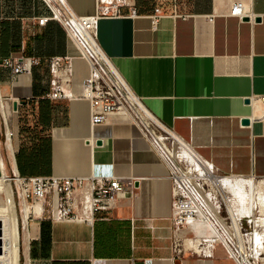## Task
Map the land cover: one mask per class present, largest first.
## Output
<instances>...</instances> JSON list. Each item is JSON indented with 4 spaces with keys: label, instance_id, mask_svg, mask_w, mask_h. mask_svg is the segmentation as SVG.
I'll return each mask as SVG.
<instances>
[{
    "label": "crops",
    "instance_id": "crops-1",
    "mask_svg": "<svg viewBox=\"0 0 264 264\" xmlns=\"http://www.w3.org/2000/svg\"><path fill=\"white\" fill-rule=\"evenodd\" d=\"M65 2L78 16L94 14L95 0ZM131 2L133 11L98 17L94 30L133 92L218 176L264 177V110L243 103L264 95V0H178L175 12L172 0ZM236 2L256 17L230 15ZM156 7L162 15L153 21ZM48 14L42 0H0V59L17 53L38 60L14 78L0 66V171L114 176L130 191L112 209L92 211L81 189L80 220L51 219L46 209L20 219L25 264H234L216 243L174 256L169 166L135 123L117 114L90 123L77 87L87 66L58 22L37 25ZM65 55L75 61L72 94L50 100L48 61ZM181 232L192 237L195 227Z\"/></svg>",
    "mask_w": 264,
    "mask_h": 264
},
{
    "label": "built area",
    "instance_id": "built-area-1",
    "mask_svg": "<svg viewBox=\"0 0 264 264\" xmlns=\"http://www.w3.org/2000/svg\"><path fill=\"white\" fill-rule=\"evenodd\" d=\"M178 0H172L173 11H176ZM48 9V15L36 17V23L44 26L47 21L54 20L64 29L67 39L76 49L78 55L82 57L90 67V77L84 81V91L79 94L89 102V120L91 124L105 121L107 115L122 111L120 115L124 120L135 123L141 135L149 144L158 151L155 145L158 138V128L148 119L141 116L139 105L130 98V94L135 95L137 100L145 106L143 100L138 97L122 76L112 73L108 66L100 59V52H104L99 46L94 30V23L101 16H118L122 14L123 7L131 8V0H95V11L92 16L75 17L67 3L63 0H42ZM228 13L238 18L248 16L250 20L256 15L248 12L241 2H236L229 7ZM162 15V9H154L156 20ZM88 32L86 38L80 29ZM105 53V52H104ZM108 57V56H107ZM73 56H52L48 64L51 74L50 90L46 97L50 100L63 99L67 96L66 91L71 94L72 77L74 71ZM38 63L34 57H23L17 53H11L0 59V66L8 70L9 76L14 78L19 74L29 72L31 67ZM67 74L65 79L63 75ZM65 88H64V87ZM250 101L258 100L264 107V95L260 97H251ZM19 104V100H15ZM143 118V119H141ZM159 153V152H158ZM160 157L163 159L161 154ZM167 164V162L163 159ZM168 165V164H167ZM170 168V167H169ZM10 182L16 189L18 202L20 201L19 192L28 203V215L32 217L34 204L40 203V215L46 209L51 219L56 220H80L84 217L76 211L77 193L83 188L88 191L83 193L87 206L93 211L97 209H112L119 197L125 192L130 191L121 180L114 176H55V175H31L24 176L14 168L8 174ZM172 179V195L174 197L172 204L171 222H172V251L175 257L182 255L184 252H200L196 246L203 243L221 244L234 264H256L250 257L247 246L244 243L243 233L240 239L235 236V229L230 223H219L211 213L209 217L214 221L212 223L208 216L205 218L199 211L206 209L200 199L194 193L193 189H184ZM204 218V220H203ZM202 221V223L200 222ZM208 224L214 228L215 236L207 238L200 228ZM192 225L195 227V233L192 237H184L181 228ZM241 229V226H240ZM260 264V263H259Z\"/></svg>",
    "mask_w": 264,
    "mask_h": 264
},
{
    "label": "bare ground",
    "instance_id": "bare-ground-1",
    "mask_svg": "<svg viewBox=\"0 0 264 264\" xmlns=\"http://www.w3.org/2000/svg\"><path fill=\"white\" fill-rule=\"evenodd\" d=\"M63 1L65 2V0H63ZM75 17H78V16H76V13H75ZM80 31L86 38L89 37L87 31L82 30V29H80ZM100 59L104 61V63L108 66V68L110 69V71L112 73H115L116 75H118V78H120L119 76H122V74L117 69V67L115 66L113 61L109 57H107V55L102 51L100 52ZM84 62H85V60H84ZM85 64L87 66V72L77 84V87L79 88V93L84 91V81L91 76L90 75V67L87 64V62H85ZM63 77L66 79L67 74L63 75ZM122 78L124 79L123 76H122ZM69 79H71L72 83H73L71 86V91H72V88L74 86V82H73L72 77H69ZM71 94H72V92H71ZM130 98H132L134 101H136L138 103L139 109L142 113L140 117H145L146 119H148L150 122H152L153 125H155L162 132L161 133L162 135L158 136V138H157L158 140L159 139L160 140L169 139L171 142V145L173 147H176V149L180 150L181 157L183 156L186 160H188L187 162H191L194 165L193 168L197 171V173H199L200 175L205 177L207 179V181H209L213 185H221L222 184L228 188L233 189V191H235L234 193H235L236 200L239 202H242V203L243 202L246 203V206L243 204V206L240 208L242 211L241 213H244V214H247L250 216L252 210L256 209V211H258V213L261 217L253 218V219H251V221L254 224L256 223V225L264 226V178L255 179L252 177H238V176H234V175L233 176L232 175L231 176H217L214 173L211 174L212 167L210 164L203 161L184 140H182L179 136H177L172 131V129L170 127L164 125L161 121H159V119L155 115H153V113H151V111L146 106H144L143 104H141L137 100L135 95L130 94ZM258 104L264 110V107L262 106L260 101H258V100L250 101L251 106H254V105L256 106ZM0 109L2 110V106L0 107ZM112 114L122 115L124 113L122 111H120L118 113H112ZM141 119H143V118H141ZM5 131H6V138H7V146H8V149H10V143H9L8 139L11 137V132H10L7 125H6ZM173 178L176 179V181L180 184V186L182 188H184V189L190 188V189L196 190V188L193 187V185L185 182L184 180L178 179L177 176H174ZM6 182H8V186L10 187V193L12 196L14 191L12 190V186H11L12 183L10 182V180L8 178V174H4L2 171H0V195L1 194L5 195L4 199L6 200V202H4V203L0 202V264H17V259H16L17 252H16V250L18 247V243H17V239H16V234H17V232H16V221H15L14 214L7 209L8 198H7V194H6V192H7ZM194 186L197 187V184H195ZM203 195H204L203 193L200 194L201 197H203ZM19 197H20V219L24 223L28 219L29 206H28V203H26L24 201V199L22 197V192H19ZM206 201L207 200H205V202ZM225 203H226V209H227V217L219 216L216 212L211 213V215L219 223L223 224V223H225V220H227L226 221L227 224H229V222H230L231 227L236 230L235 231L236 233L234 235L238 236L240 239L241 229H240L239 223L237 221L238 212H236V209L233 208L232 203L228 199L226 200ZM39 209H40V203L36 202L34 204V210H33V215H32L33 218L40 214ZM199 212L201 213V215H203L204 218L206 217L202 210ZM204 218H203V220H204ZM228 219L230 221H228ZM200 222L202 223V221H200ZM208 228H209L210 232L208 234H206L205 236L207 238L214 237L216 235L214 228L209 224H208ZM252 236L254 237V241H256L258 238V235L253 230H252ZM23 253H24V257H26V255H27L26 254V236L23 237ZM24 264H25V262H24Z\"/></svg>",
    "mask_w": 264,
    "mask_h": 264
},
{
    "label": "rangeland",
    "instance_id": "rangeland-1",
    "mask_svg": "<svg viewBox=\"0 0 264 264\" xmlns=\"http://www.w3.org/2000/svg\"><path fill=\"white\" fill-rule=\"evenodd\" d=\"M76 56H79L78 53ZM72 63L74 65L75 61L73 60ZM73 74H74V71L71 72V75ZM10 130H11V126H10ZM161 133L162 132L158 129L157 135L158 136L162 135ZM155 139L157 141V145L155 146L158 149V152L161 154L163 159L167 162L168 166L170 167L169 177L172 178V176L173 177L177 176L178 179L184 180L185 182L193 185V187L196 188V190L193 189V191L197 195V197L200 199L201 203L205 204L206 209H204L203 212L206 216H208L209 220L212 223H214V221L209 217L210 215L209 212L210 213L216 212L219 216L227 217V209H226L225 202L228 199L232 203L233 208L236 209V212H238L237 221L239 223V226H241V232L243 233L244 243L247 246L251 259L256 264H259V263L264 264V248H263L264 247L263 246L264 245V226L256 225V223L254 224L251 221V219L253 218L261 217L258 211H256V209H253L250 214L251 217L247 214L241 213L242 211L240 208L243 206V204L246 206V203L245 202L242 203L236 200L235 193H234L235 191H233V189L228 188L222 184L213 185L212 183L207 181L205 177L197 173V171L193 168L194 165L191 162H187L188 160H186L183 156L181 157L180 150L176 149V147H173L169 139H164V140L163 139L158 140L157 138ZM212 173H214L217 176L223 175L219 173L218 171H216L213 167H212L211 174ZM245 177H252L255 179L264 178V177H257V176H252V175H248ZM170 180L172 183V179ZM195 184H197V187L194 186ZM11 186H12V190L14 191L12 196L10 193V187L8 186V182H6V190H7L6 194L8 198L7 209L14 214L15 221H16V232H17L16 239L18 243V247L16 250L17 264H24L25 258H24V253H23V236L21 235L22 225L20 221V201L18 202V197L16 196L15 187L13 186V184H11ZM202 193L204 194L203 197L200 196V194ZM2 195L3 194L0 195V202L4 203L6 202V200L4 199L5 195L3 196ZM173 199L174 197H172V201ZM205 200L207 201L205 202ZM228 221L230 220L228 219ZM204 226L205 227H203L202 231L200 232L206 235L210 231L207 225H204ZM252 230L255 231L258 235V238L256 241H254V237L252 236ZM216 244L221 245L219 243H216Z\"/></svg>",
    "mask_w": 264,
    "mask_h": 264
},
{
    "label": "water",
    "instance_id": "water-1",
    "mask_svg": "<svg viewBox=\"0 0 264 264\" xmlns=\"http://www.w3.org/2000/svg\"><path fill=\"white\" fill-rule=\"evenodd\" d=\"M243 103H244V104H250V99H249V98H245V99L243 100ZM16 105H17V103L14 102V103H13V107H14V109H16ZM241 122H242L243 124H247V123H248V118H244V119H242ZM98 143H99V142H98Z\"/></svg>",
    "mask_w": 264,
    "mask_h": 264
},
{
    "label": "trees",
    "instance_id": "trees-1",
    "mask_svg": "<svg viewBox=\"0 0 264 264\" xmlns=\"http://www.w3.org/2000/svg\"><path fill=\"white\" fill-rule=\"evenodd\" d=\"M21 260H22V258H21Z\"/></svg>",
    "mask_w": 264,
    "mask_h": 264
}]
</instances>
